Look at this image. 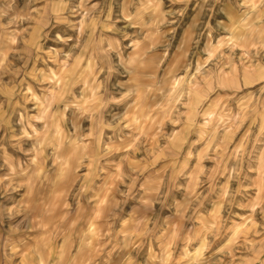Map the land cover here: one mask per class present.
Listing matches in <instances>:
<instances>
[{
    "label": "rangeland",
    "instance_id": "obj_1",
    "mask_svg": "<svg viewBox=\"0 0 264 264\" xmlns=\"http://www.w3.org/2000/svg\"><path fill=\"white\" fill-rule=\"evenodd\" d=\"M0 48V264L264 262V0H0Z\"/></svg>",
    "mask_w": 264,
    "mask_h": 264
},
{
    "label": "crops",
    "instance_id": "obj_2",
    "mask_svg": "<svg viewBox=\"0 0 264 264\" xmlns=\"http://www.w3.org/2000/svg\"><path fill=\"white\" fill-rule=\"evenodd\" d=\"M42 32L41 29L37 27L35 28H30L28 30V34L27 37L30 39V44L32 46H35L38 44V42L40 41ZM5 47V45H3V48ZM0 52H1V48H0ZM263 116H264V112H263ZM256 122H264V118H261V121H256ZM261 264H264V262H262Z\"/></svg>",
    "mask_w": 264,
    "mask_h": 264
}]
</instances>
